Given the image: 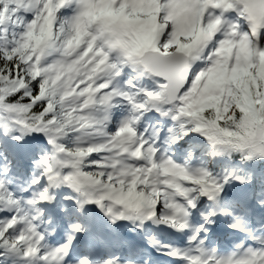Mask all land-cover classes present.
Segmentation results:
<instances>
[{
	"label": "snow or ice",
	"instance_id": "6c2138e0",
	"mask_svg": "<svg viewBox=\"0 0 264 264\" xmlns=\"http://www.w3.org/2000/svg\"><path fill=\"white\" fill-rule=\"evenodd\" d=\"M0 264H264V0H0Z\"/></svg>",
	"mask_w": 264,
	"mask_h": 264
}]
</instances>
